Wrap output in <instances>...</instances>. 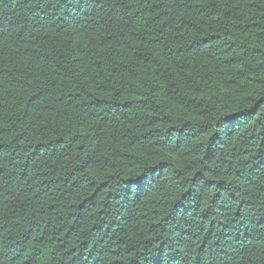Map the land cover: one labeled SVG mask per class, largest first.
<instances>
[{"label":"trees","instance_id":"1","mask_svg":"<svg viewBox=\"0 0 264 264\" xmlns=\"http://www.w3.org/2000/svg\"><path fill=\"white\" fill-rule=\"evenodd\" d=\"M0 264H264V0H0Z\"/></svg>","mask_w":264,"mask_h":264}]
</instances>
